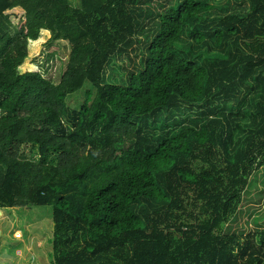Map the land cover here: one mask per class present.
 <instances>
[{
	"label": "trees",
	"instance_id": "obj_1",
	"mask_svg": "<svg viewBox=\"0 0 264 264\" xmlns=\"http://www.w3.org/2000/svg\"><path fill=\"white\" fill-rule=\"evenodd\" d=\"M245 1L0 0V209L51 206L47 264H264V226L229 225L264 167V0ZM46 38L67 43L57 82L28 56Z\"/></svg>",
	"mask_w": 264,
	"mask_h": 264
},
{
	"label": "rangeland",
	"instance_id": "obj_2",
	"mask_svg": "<svg viewBox=\"0 0 264 264\" xmlns=\"http://www.w3.org/2000/svg\"><path fill=\"white\" fill-rule=\"evenodd\" d=\"M73 7L79 6V0H68ZM172 0H152L150 8L161 9L157 4ZM213 5L215 11H236L248 6L245 0H206ZM134 50L126 54L116 55L106 68L107 79L124 78L127 71L139 61V44H134ZM28 56L40 54L44 61V53H52L45 72L46 78L57 82L66 65L68 55L67 43L64 40L49 42L44 39L39 44L28 46ZM120 77V78H118ZM85 84L80 90L66 96V104L78 107L84 96ZM24 157L37 158L35 147L24 149ZM55 154L51 155V160ZM250 186L245 193L238 211L229 221L230 229L234 232H252L257 226H264V167L258 169L250 178ZM16 232L19 236H16ZM52 218L51 206H22L0 209V264H47L51 252Z\"/></svg>",
	"mask_w": 264,
	"mask_h": 264
}]
</instances>
